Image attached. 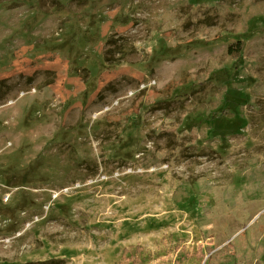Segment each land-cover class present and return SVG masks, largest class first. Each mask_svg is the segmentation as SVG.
Returning <instances> with one entry per match:
<instances>
[{
  "label": "rangeland",
  "instance_id": "rangeland-1",
  "mask_svg": "<svg viewBox=\"0 0 264 264\" xmlns=\"http://www.w3.org/2000/svg\"><path fill=\"white\" fill-rule=\"evenodd\" d=\"M137 245L264 264V0H0V264Z\"/></svg>",
  "mask_w": 264,
  "mask_h": 264
},
{
  "label": "trees",
  "instance_id": "trees-1",
  "mask_svg": "<svg viewBox=\"0 0 264 264\" xmlns=\"http://www.w3.org/2000/svg\"><path fill=\"white\" fill-rule=\"evenodd\" d=\"M243 49V41L239 40L236 43L230 45L228 47V53L234 54L239 53ZM200 254H202V250L199 249ZM149 260V255L145 251V249L140 246H132L124 250L122 255V260L120 264H145L146 261Z\"/></svg>",
  "mask_w": 264,
  "mask_h": 264
},
{
  "label": "bare ground",
  "instance_id": "bare-ground-1",
  "mask_svg": "<svg viewBox=\"0 0 264 264\" xmlns=\"http://www.w3.org/2000/svg\"><path fill=\"white\" fill-rule=\"evenodd\" d=\"M241 152H244V151H241ZM249 156H252V155H249ZM246 157H248V156H247V155H243V156H241L239 159H241V160H245ZM236 160H237V159H236ZM231 163H234V161H231ZM234 171L236 172V168L234 169ZM248 172H252V169H249ZM248 172H247V173H248ZM226 174L229 175V172H226Z\"/></svg>",
  "mask_w": 264,
  "mask_h": 264
}]
</instances>
